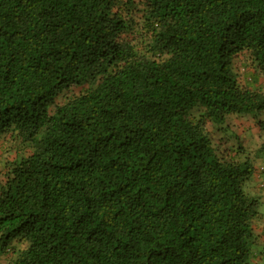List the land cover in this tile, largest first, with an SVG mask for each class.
I'll return each mask as SVG.
<instances>
[{"label":"trees","instance_id":"obj_1","mask_svg":"<svg viewBox=\"0 0 264 264\" xmlns=\"http://www.w3.org/2000/svg\"><path fill=\"white\" fill-rule=\"evenodd\" d=\"M0 137V264H264V0H0Z\"/></svg>","mask_w":264,"mask_h":264},{"label":"rangeland","instance_id":"obj_2","mask_svg":"<svg viewBox=\"0 0 264 264\" xmlns=\"http://www.w3.org/2000/svg\"><path fill=\"white\" fill-rule=\"evenodd\" d=\"M215 138H216V140L218 139L216 136H215ZM247 140H248V143H251V141H250V139L249 138H247ZM6 139H4V137H0V155H4V150L5 149H8L9 150V153L11 154V156L13 157V156H15L16 154H17V152H22L23 150L22 149H20L21 147L18 145H16V144H14V143H12V144H10V145H8V146H6L7 144H6ZM247 142V141H246ZM9 144V143H8ZM223 147H226L227 146V143H224L223 145H222ZM21 150V151H20ZM263 196H264V194H263ZM261 200H262V205H261V212H262V214H264V197H262L261 198ZM1 260V259H0ZM3 262V261H2Z\"/></svg>","mask_w":264,"mask_h":264}]
</instances>
